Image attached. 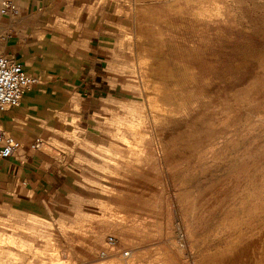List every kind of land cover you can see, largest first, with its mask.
<instances>
[{
  "label": "rangeland",
  "instance_id": "rangeland-1",
  "mask_svg": "<svg viewBox=\"0 0 264 264\" xmlns=\"http://www.w3.org/2000/svg\"><path fill=\"white\" fill-rule=\"evenodd\" d=\"M3 1L0 0V11ZM191 1L12 0L19 13L0 14V55H17L22 58L26 61L30 74L38 80L37 86L26 94L19 108L0 115V129L27 147L12 158L14 161L20 159L23 162L24 166L20 167L21 173L14 177L13 167L8 173L0 170V264H41L47 260L49 262L51 257L55 259L57 255L61 256L68 252H71L69 255L74 260H78L79 264L84 262L89 264L93 255H102L109 251L115 254L129 253L125 245L137 244L138 248L143 250L148 247L142 255L148 253L152 260L157 257L155 253L160 247L163 253H171L165 255L169 259L168 264L176 263L172 262L173 257L178 263L181 260V264H186V261L188 264H196L200 256L194 254V251L187 250L188 247L190 249L193 247L196 252L204 244L213 247V242L217 241L221 243L223 249L226 247L225 242L221 241H224L225 236H230L227 230L232 222L235 224L233 216L226 215V219L219 221L218 226L202 227L200 232H196L193 221L195 212L192 210L191 214L186 210L189 207L187 205L189 197L186 195L190 196L192 193L191 199L195 200L199 193L205 192L208 188L214 189V185H218L220 180L230 177L233 179L237 172L241 175L235 176L241 177L243 166L239 167L240 163L251 164L253 159L264 158L260 153L264 154L262 150L264 129L261 127L264 122L251 121V126L252 122L259 124L256 127V134L253 133L252 138L244 141L245 143L242 140L237 141L238 145L241 144L240 149L236 147L238 145L234 146L237 143L230 135H237L238 132L250 128L248 124L250 121H245L249 111L246 109V112L243 111L241 100L238 98V102L232 103L233 107L230 108L231 111L236 110L235 116L230 112L228 115L232 114L233 118L230 116L231 119L228 120L230 117L227 116V112L230 111V104L226 105L228 109L225 110L227 112L224 119L229 117L224 120L225 123L227 121L229 123L226 125L237 126L243 119L244 122L241 127L237 126L239 127L237 131L234 130L236 134L224 133V139L219 134L220 139L218 136L215 141L214 153L211 150L208 154L210 162H204L208 166L215 164L211 160L218 155L219 163L216 162V167L212 169L202 163L203 158H200L202 164L198 162L200 155L193 157L195 154L192 155V147L189 144L191 142L188 139L206 137L204 128L209 126L206 125L209 120L206 119L207 122L204 120L201 123L202 120H197L194 116L196 117V112L203 109L205 103L215 97L212 91L218 84L222 83V87L227 86L223 83V79L228 81V84L233 83V76L230 77V74L236 75V80L237 77L238 80H243L245 77L248 79L244 80L248 83L247 87L249 88L250 83L253 85L250 86L249 91L257 90L255 81L258 77L254 68L257 69L260 58L264 56V0H213L215 4L212 0H208L206 4H201L203 7L200 3L204 0H197L199 4L194 2L196 0L192 3ZM209 2L211 7H208ZM196 5H200L203 11L207 9L210 11L207 10L204 14ZM216 5H221L223 8L220 7L218 10ZM137 6L151 8L150 15L143 17V13L137 11ZM210 8L214 11L216 8L217 14ZM155 14L158 17L154 18ZM211 16L214 18H208ZM142 27H146L150 35L146 37L147 40L144 37L138 41L137 30ZM159 34L162 35V42L166 43L165 47L163 44L160 46L156 41ZM162 46L164 51L163 48L161 49ZM140 47L143 49L145 47L150 53L155 52L158 57L166 54L161 60L167 56L168 66L174 71L176 80L180 79V91L178 90L176 94L182 95H175L178 98L180 96L182 110L186 113V116L180 117V124L177 125L182 128L187 125L192 137L184 139L178 134L167 139L165 147L160 145L156 137L149 138L151 135L147 136V139L153 142L147 140L150 146L145 143L137 148L133 146V149L129 150V147H125V143L122 144L119 125L134 126L144 133L145 128L153 124L152 115H161V111L152 109L158 106L155 102L157 100H155L154 81L149 79L157 77L152 72L155 66H148L145 63L147 59L145 58L146 61L142 59ZM157 48L159 51L156 52ZM262 92L259 94L260 97L264 96V90ZM259 104L264 105V100ZM250 105L252 108L255 106V104ZM237 106L240 110L236 108ZM255 109L257 112L258 108L252 110ZM188 115L191 118L186 120ZM193 120L201 124L198 125ZM192 126L195 127L191 129ZM197 131L200 132V136ZM37 138L43 141L41 149L29 152L28 146ZM255 138L258 140L255 141ZM144 141L146 142V139ZM219 144L222 148L218 151L216 148L220 146ZM250 145L254 146L256 152L252 150L254 151L252 155L245 156L242 161L245 159L246 162L230 160L239 151L242 153L244 150V153L251 149ZM133 150L137 152L134 153ZM127 151L131 153V158ZM185 151L190 155H186ZM119 152L124 154L126 152L127 159L122 156L119 158ZM175 152L181 154L176 155ZM256 154L261 156L256 157ZM166 155H169L168 158ZM128 157L133 160L132 163ZM181 159L185 160L184 164ZM260 160L257 161L261 162ZM169 161L173 163L167 164ZM123 164L128 168L123 169L124 171L118 170L119 172L115 170L114 167ZM175 165H178L177 168L182 167L176 169ZM167 166L172 167L167 168ZM235 166L238 169H235ZM173 168L175 171L171 173ZM207 169L209 172L204 173ZM234 170L238 171L235 173ZM184 175L189 177V183L181 192L180 186ZM183 196L185 200L181 203ZM128 204L138 209H133L134 215L138 217H132L128 219L129 222L128 220L125 222L118 218V213L124 211V206ZM120 208L122 209L119 210ZM127 209L132 210L129 207ZM254 212L249 216L252 217L251 227L258 228L254 232L257 236L261 230L259 224L262 217L258 215L259 210V213ZM114 216L115 218L112 219ZM241 217H239L240 221L247 220V217L244 219ZM184 224L188 227L184 228ZM159 227L162 230H159ZM136 233L139 234L135 236ZM185 233H189L188 238ZM131 234L133 235L130 236ZM113 238L117 239L118 243L114 244ZM137 238H143V242L141 243ZM186 243H190L189 246ZM184 246L187 248L185 251L184 248L182 249ZM148 256L144 257L150 260Z\"/></svg>",
  "mask_w": 264,
  "mask_h": 264
},
{
  "label": "bare ground",
  "instance_id": "bare-ground-1",
  "mask_svg": "<svg viewBox=\"0 0 264 264\" xmlns=\"http://www.w3.org/2000/svg\"><path fill=\"white\" fill-rule=\"evenodd\" d=\"M139 1V0H138ZM174 1V0H173ZM189 1V0H188ZM191 1V0H190ZM193 1V0H192ZM192 1H191V3H192ZM206 1L208 2V0H204V2L202 1L201 3H200V5L203 3H205L206 4ZM210 1V0H209ZM218 1V0H217ZM177 2V1H176ZM194 2H196L197 4H199L198 3V1L196 0V1H194ZM200 2V1H199ZM212 2H213V0H212ZM190 3V2H189ZM188 3V4H189ZM214 3V2H213ZM212 3V4H213ZM216 3V2H215ZM214 3V4H215ZM210 2L208 3V7H211L210 5ZM141 5V4H140ZM170 5V4H169ZM175 5V4H174ZM177 6H178V4H176ZM200 5L199 6H197L199 9L201 8V7H203L202 5H201V7H200ZM215 6V5H214ZM14 7H15V9H16V6L14 5ZM194 7H195V5H194ZM218 7V10H220L219 8L221 7V5L219 6V5H216V8ZM206 8H207V6H206ZM205 8V9H206ZM214 8V7H213ZM216 8H215V11H216V13L215 14H217V11L218 10H216ZM221 8H223V6L221 7ZM137 11H140V12H142L143 13V17H144V15H145V17L147 16V15H150V13H151V8H148V6L147 7H140V8H138V6H137ZM155 9V8H154ZM162 9V8H161ZM199 9H197V10H199ZM203 9V8H202ZM202 9H200V11L202 10ZM204 9V10H205ZM210 9H212V8H210ZM196 10V9H195ZM207 10H209V9H207ZM206 10V11H207ZM213 10V9H212ZM211 10V11H212ZM229 10V9H228ZM16 11V10H15ZM171 11V10H170ZM181 11V10H180ZM206 11H203L202 10V12H204V14H205V12ZM210 11V10H209ZM214 11V10H213ZM214 11V12H215ZM140 12L138 13L139 15H140ZM156 12V11H155ZM197 12V11H196ZM202 12H200L203 16H204V14L202 13ZM213 12V13H214ZM230 12V11H229ZM10 13H13V10H11V11H9V13L8 14H6V15H9ZM17 13H19L18 11H17ZM161 13V12H160ZM199 13V12H198ZM213 13H212V15H213ZM0 14L1 15H3V13H2V9H1V11H0ZM163 14V13H162ZM207 15H209V14H211V13H206ZM178 15V14H177ZM200 15V14H199ZM198 15V16H199ZM207 15H205V16H207ZM137 16V15H136ZM161 16V15H160ZM168 16V15H167ZM201 16V15H200ZM218 16V15H217ZM220 16V15H219ZM143 17L141 18V19H143ZM148 17V16H147ZM150 18H152L151 16H149ZM155 17H158V15L156 16V14H155V16H154V18ZM149 18V19H150ZM200 18V17H199ZM202 18V17H201ZM208 18H214V16L212 17H208ZM224 18V17H223ZM137 19V18H136ZM148 20V19H147ZM151 20V19H150ZM155 20V19H154ZM157 20V19H156ZM159 20H161V18L159 19ZM149 21V20H148ZM212 21V20H211ZM226 21V20H225ZM224 21V22H225ZM231 21H232V19H231ZM142 22V21H141ZM144 22H145V20H144ZM151 22H152V20H151ZM143 23V22H142ZM153 23V22H152ZM148 25H149V23H147ZM234 24V23H233ZM139 25V24H138ZM147 25V26H148ZM150 25H152V24H150ZM154 25V24H153ZM156 25H157V22H156ZM146 26V27H147ZM155 26V25H154ZM233 26V25H232ZM141 27V26H140ZM146 27H142V28H140V29H138L137 30V34H138V36H137V39H138V41L139 40H142V39H144V37L146 38L148 35H150V33H148V30H147V28ZM157 27V26H156ZM160 27V26H159ZM138 28V27H137ZM153 28V27H152ZM155 28V27H154ZM148 29H151V28H148ZM155 29H158V28H155ZM161 30H162V28H161ZM160 30V31H161ZM155 31V30H154ZM159 31V30H158ZM156 32H157V30H156ZM153 33V32H152ZM151 33V35H153ZM155 33V32H154ZM162 35L161 34H159L158 35V37L156 38V35H155V37L154 38H156L157 40L156 41H158L159 42V45L161 44H163L164 45V47H165V44L162 42L163 40H162V37H161ZM152 38H153V36H152ZM148 38H146V40H147ZM149 39H150V36H149ZM152 40V39H151ZM154 41H155V39H153ZM152 40V41H153ZM149 41V40H148ZM165 41V40H164ZM162 42V43H161ZM151 44H153V42L151 43ZM151 44H149V45H151ZM159 45L157 46V47H159ZM160 45V46H161ZM226 45V44H225ZM154 46H156V44L154 45ZM223 46V45H222ZM141 48V47H140ZM139 48V50H140V54H141V57H142V59L143 60H145V58L147 59V61L145 62L148 66H155L154 68H152V69H154V70H152V72L154 73V74H156L157 75V77H154V78H149L150 80H153L154 81V91L156 92V98H155V100H157V101H155V102H157L158 103V106H156V108L155 107H153L152 109H154L155 111H161V115L159 116V115H156V114H153L152 115V122H153V124L152 125H148V127L147 126H145V127H147V128H145L146 129V131H144V133H142V132H140L138 129H136L134 126H125V127H121L120 125H119V130H120V138L123 140V142H122V144L123 145H125L126 144V146L125 147H129V150H131V148L134 146V148H137V146H139L140 144H148L149 142L148 141H150L152 138H153V136L154 137H156V139L159 141V143H160V145L163 147L164 145H166L165 144V142H166V140L167 139H169V138H173V137H175V136H177L178 134L179 135H181L184 139L185 138H189L191 135V131H189V129H188V126L186 125V127H181L180 125H177L179 122H180V117H182V116H184L186 113L185 112H183V110H182V105H181V103H180V96L182 95V94H180V96H179V98H178V96L176 97V95H179V94H176V93H178L177 91L179 90L180 91V79H177L176 80V77H175V73H174V71L168 66V63H167V56H166V58H164V59H162L161 60V58L164 56V54L162 55V56H160L161 55V52H163L164 51V48H163V46L161 47V49L163 48V51H161V52H159V56L160 57H158L156 54H155V52H153V53H150V51L148 52L147 50H146V48L144 47V49L143 48H141L140 49ZM150 48V47H149ZM148 49V48H147ZM159 48H157L156 49V52H157V50H158ZM149 50V49H148ZM154 50H155V48H154ZM153 50V51H154ZM166 50V49H165ZM223 50V49H222ZM159 51V50H158ZM213 52V51H212ZM158 54V53H157ZM166 55V54H165ZM229 57V56H228ZM260 58V57H259ZM213 59H214V57H213ZM218 60V59H217ZM233 62V61H232ZM143 63H144V61H143ZM218 64V63H217ZM219 65V64H218ZM237 65V64H236ZM212 66V65H211ZM201 67V66H200ZM219 67V66H218ZM222 67V66H221ZM227 67V66H226ZM240 67V66H239ZM244 67V66H243ZM248 67V66H247ZM252 67V66H251ZM254 67H256V66H254ZM253 67V68H254ZM187 69V68H186ZM146 70V69H145ZM236 70V69H235ZM254 70H256V74H257V81H259V82H257V81H255L256 83V88H257V90L256 91H253L252 92V89H250L251 91H249V88H250V86H253L252 85V83H250L248 86H249V88L247 87V84L248 83H246L244 80H248V79H246L245 77H244V79L243 80H238V77H237V80L235 79V77H236V75H234V74H230L231 76L230 77H232L233 78V80H232V78H231V80H232V82L233 83H230V84H228L229 82L228 81H226L225 79H223V83H225L227 86H224V87H222L221 85H223L222 83L221 84H218L217 85V87L216 88H214V90L212 91V95H213V93L215 94V97L214 98H210L211 100H209V102L206 104L205 103V105H204V107H203V109L202 110H199L198 112H196V114H197V116L195 117L194 116V118H196L197 120H202L201 121V123H203V121L204 120H209L210 121V123H209V121L207 122V120H206V122H207V126L208 127H206V128H204L205 130H204V133L206 134L205 136L206 137H200V138H198L197 137V139H193V138H191V139H188V140H190V142L191 143H189L190 144V146L192 147L191 148V150H192V155L193 154H195V156H193L194 158L197 156V155H200V157L199 156H197V157H199L197 160H199L198 162L200 163V164H204V162L206 163V162H210V158L208 157V154H209V152L211 151L212 153H214L213 152V150L215 149V147H216V144H215V141L217 140V138H218V136H219V134L221 135V137L224 139V137H223V135H225L224 133H229L228 135H230V134H232L233 132H234V130L235 131H237V129L239 128V127H237L238 125H240V127H241V125H242V123L244 122L243 120H242V123H241V116L238 118V120H240V123L239 124H237V126H236V124H233L232 125V127L231 126H229V125H226V124H229L228 123V121H227V123H225L224 122V120L226 121V119H228L233 113H234V116H235V112H236V110L234 109V111L232 110L231 111V106H232V103H234L235 101L236 102H238V98H240V103H241V107L242 108H244L243 109V111L246 109V110H248L249 112H247L248 113V116H247V118H245L246 117V115L247 114H245V121L246 122H249L248 124H249V126H250V128H246V129H244L243 127H246V126H243L242 128L244 129V130H242V131H240V132H238L237 133V135H230V136H232V138H233V140H235L234 142H236L237 143V141H240V140H242L243 142L245 141H248V140H250L251 138H252V135H253V133H255L256 131H257V129H256V127H257V125L259 126V124L257 123V124H254L255 123V121L256 122H258L259 120L260 121H262V122H264V105H260L259 103H261V102H263V100H264V96L263 97H260L259 96V94H261V93H263L262 91L264 90V56H262L261 58H260V61H259V65L257 66V69H255L254 68ZM218 72V71H217ZM151 73V72H150ZM174 73V74H173ZM196 73V72H195ZM227 73V72H226ZM192 74V73H191ZM211 74V73H210ZM229 74V73H228ZM238 75H240V74H238ZM237 75V76H238ZM220 76V75H219ZM226 77V76H225ZM255 77V76H254ZM179 78V77H178ZM216 78V77H215ZM235 80V81H234ZM205 81V80H204ZM182 82V81H181ZM228 82V83H227ZM231 82V81H230ZM248 82V81H247ZM192 83V82H191ZM202 83V82H201ZM219 83V82H218ZM253 84H254V82H253ZM191 86V85H190ZM205 86H206V83H205ZM219 86H221V87H219ZM254 86V87H255ZM203 87V86H202ZM199 88V87H198ZM204 88V87H203ZM210 88V87H209ZM225 88V89H224ZM252 88V87H251ZM199 90V89H198ZM209 90V89H208ZM227 91V92H226ZM194 92V91H193ZM207 93V92H206ZM176 94V95H175ZM208 94V93H207ZM206 94V95H207ZM183 96H185V94L183 95ZM188 97V96H187ZM193 97V96H192ZM195 97V96H194ZM197 97V96H196ZM207 97H208V95H207ZM189 98V97H188ZM209 98V97H208ZM191 99V98H190ZM193 99V98H192ZM206 99V98H205ZM204 100V99H203ZM192 102V101H191ZM155 104V103H154ZM230 104V107H229V109H230V111H225V110H227L228 108H226L227 106L226 105H229ZM239 104V103H238ZM250 104H255V106H254V108H258V111L256 112V110L257 109H255V110H252V109H254V108H252L251 107V105ZM234 105V104H233ZM226 106V107H225ZM253 106V105H252ZM193 107V106H192ZM233 107V106H232ZM238 107L239 106H237L236 108L238 109ZM224 108H226V109H224ZM240 108V107H239ZM242 108H241V110H242ZM158 109V110H157ZM233 109V108H232ZM238 110H240V109H238ZM238 110H237V112H238ZM246 110H245V112H246ZM252 110V111H251ZM243 111H239L240 113L241 112H243ZM183 112V113H182ZM226 112H227V116H229L228 114L231 112L232 114H230V116L229 117H226V119H224L225 117H224V115H226ZM237 115L239 114V113H236ZM236 115V116H237ZM240 115V114H239ZM186 116V115H185ZM243 116V115H242ZM232 117V116H231ZM231 117L228 119V120H230L231 119ZM191 117H189V115L185 118L186 120H188V119H190ZM233 118V117H232ZM235 119V118H234ZM158 120H161V122H158ZM193 121H196V120H193ZM233 121V120H232ZM236 121V120H235ZM251 121H253L252 122V124L254 125H250L251 124ZM192 122V121H191ZM191 122H188L189 124L191 123ZM197 122V121H196ZM196 122H195V126L198 124V125H200L201 123L200 122H197V124H196ZM205 122V123H206ZM167 124V125H164V124ZM200 123V124H199ZM209 123V124H208ZM172 124H175L176 126H171ZM180 124V123H179ZM188 124V125H189ZM264 124V123H263ZM244 125V124H243ZM185 126V125H184ZM190 126V125H189ZM195 126H192L191 127V129L192 128H194ZM248 126V125H247ZM167 127L169 128V129H167ZM199 127V126H198ZM197 127V128H198ZM261 127H263V129H264V125L263 126H261ZM190 128V127H189ZM201 129L203 128V126L202 127H200ZM199 128V130H201ZM241 129V128H240ZM259 129H262V128H259ZM258 129V130H259ZM196 131V130H195ZM194 132V131H193ZM200 132H202V130L200 131ZM199 132V133H200ZM197 133H198V131H197ZM199 133H198V135H199ZM203 133V132H202ZM235 133V132H234ZM258 133V132H257ZM264 133V132H263ZM146 134V135H145ZM168 134H170L169 136H167ZM236 134V133H235ZM256 134V133H255ZM148 135H151L149 138H151V139H147V136ZM197 135V136H198ZM260 135H261V132H260ZM263 135V134H262ZM193 136V135H192ZM191 136V137H192ZM196 136V135H195ZM200 136V135H199ZM203 136V135H202ZM226 136H227V134H226ZM230 136H228L229 138H230ZM166 137H168V138H166ZM227 137V138H228ZM236 138V139H235ZM258 138V137H257ZM257 138H255V141H256V139ZM146 139V142L144 141ZM180 139V138H179ZM219 139H220V136H219ZM239 139V140H238ZM260 139V138H259ZM148 140V141H147ZM155 140V139H154ZM222 140V139H221ZM221 140H220V142H221ZM227 140V139H226ZM230 140V139H229ZM258 140V139H257ZM261 140V139H260ZM263 141H264V138L262 139ZM223 141V140H222ZM252 141V140H251ZM251 141H250V143H251ZM254 141V140H253ZM254 141V142H255ZM148 142V143H147ZM151 143H153L152 141H150ZM157 142V141H156ZM189 142V141H188ZM227 142V141H226ZM229 142V141H228ZM244 142V143H245ZM260 142V141H259ZM259 142H257L258 144H259ZM125 143V144H124ZM155 143V142H154ZM179 143V142H178ZM187 143V142H186ZM230 143V142H229ZM232 143V142H231ZM240 143V142H239ZM255 144V143H253V144H255L256 146L258 145V144ZM157 144H158V142H157ZM188 144V143H187ZM188 144V145H189ZM222 144H224L223 142H222ZM226 144V143H225ZM252 144V145H253ZM263 144V143H262ZM141 145V146H142ZM151 144H148V146H150ZM153 145V144H152ZM159 145V144H158ZM169 145V144H168ZM220 145V144H219ZM230 144H228V146H229ZM232 145V144H231ZM236 145H238V143L237 144H235L234 146H236ZM243 145V144H242ZM245 145V144H244ZM249 145V144H248ZM252 145H250V148H251V146ZM136 146V147H135ZM155 146V145H154ZM186 146V145H185ZM222 145H220V146H217V148H216V150L218 149V151H219V148L221 149L222 147H221ZM225 146H227V145H225ZM241 146V144H239L238 146H236V147H240ZM260 146V145H259ZM153 147V146H152ZM152 147H150V148H152ZM160 147V146H159ZM165 147V146H164ZM181 147H183V145L181 146ZM245 147V146H244ZM253 147L254 146H252V148L251 149H249V150H247L246 152H244L243 153V151L244 150H242V153L239 151L237 154H235L233 157H231V155H230V157H231V159L230 160H232L233 162H238L237 160H239L240 162L243 160V158L245 157V156H250V155H252L253 154V152L255 151L254 149H253ZM143 148V147H142ZM171 150H172V148L171 147H169ZM180 148V147H179ZM186 148V147H185ZM229 148V147H228ZM231 148V147H230ZM229 148V149H230ZM246 148H247V146H246ZM249 148V147H248ZM133 149V148H132ZM153 149V148H152ZM163 149V148H162ZM162 149H161V151H162ZM176 149H178V148H176ZM232 149H233V146H232ZM240 149H241V147H240ZM256 149V148H255ZM258 149V148H257ZM261 149V148H260ZM136 150V149H135ZM147 150V149H146ZM165 150V149H164ZM164 150H163V153H164ZM184 150V149H183ZM188 150H189V148H188ZM215 150V151H216ZM246 150V149H245ZM252 150H254V151H252ZM262 150H264V148L262 149ZM160 151V152H161ZM132 152H134V153H136L134 150L132 151ZM148 152V151H147ZM154 152V151H153ZM166 152H168L167 151V149H166ZM170 152V151H169ZM183 152V151H182ZM231 152V151H230ZM256 152V151H255ZM264 152V151H263ZM120 153V152H119ZM127 153L129 154V151H127ZM134 153H132V155L134 154ZM152 153V152H151ZM174 153V152H173ZM184 153V152H183ZM185 153H186V151H185ZM216 153V152H215ZM224 153V152H223ZM261 153V155H263L264 156V154H262V152H260ZM131 154V153H130ZM130 154H129V156H130ZM154 154V153H153ZM175 154H176V152H175ZM178 154H181V153H177L176 155H178ZM201 154H203L202 156H201ZM255 154V153H254ZM115 155H117V154H115ZM136 155V154H135ZM147 155V154H146ZM152 155V154H151ZM185 155V154H184ZM183 155V156H184ZM186 155H190V154H187L186 153ZM185 155V156H186ZM191 155V156H192ZM216 155V154H215ZM258 155H260V154H256V157L258 156ZM260 155V156H261ZM120 156H122V158H124V159H127L126 157L128 156L127 154H126V152H125V154L122 152V153H120L119 155H118V157L120 158ZM142 156V155H141ZM150 156V155H149ZM167 156V155H166ZM169 156V155H168ZM168 156H167V158H168ZM180 156V155H179ZM185 156H184V159H185ZM209 156H211V155H209ZM254 156V155H253ZM259 156V157H260ZM133 158H136V156L134 157V156H132ZM147 157V156H146ZM174 157V156H173ZM172 157V158H173ZM181 157H182V155H181ZM193 157H192V159H193ZM130 158H131V156H130ZM132 158V159H133ZM153 158V157H152ZM175 158V157H174ZM180 158V157H179ZM200 158H203V162L201 163V159ZM247 158V157H246ZM128 159H129V157H128ZM151 159V158H150ZM163 159V158H162ZM171 159V158H170ZM186 159H187V157H186ZM212 159V158H211ZM221 159V158H220ZM261 159V158H260ZM260 159H257V160H260ZM264 158L262 157V161L261 162H258L257 160H255V159H251L250 161H251V164H244V163H242V165H241V163H240V166L239 167H241V166H243V167H241V170L243 169V172H242V176L240 177V176H235V175H237V174H239V175H241L240 173H238L237 171L238 170H234L235 171V173L237 172V174H233L234 175V177H233V179H230V178H232V177H230L229 179L227 178V179H224V180H220V182L218 183V185H214V189H211V188H208L207 190H205V192H202V193H199V196H198V198L197 199H195V200H193V199H191V198H193L192 197V193L190 194V196L189 195H186V196H188L189 198H188V200H187V202H188V204L187 205H189V207H187V209L186 210H188V212L189 213H191L192 214V212L194 211L195 213H194V218H195V220H193V221H195V223H194V229H195V231L196 232H200V229L202 228V227H205V228H212V227H214V226H216L218 223H219V221H222V219H226V215H231V216H233V219H234V223L235 224H233V222H232V220H231V222H232V224H231V226H230V228L227 230L229 233V237L228 236H225L226 238L224 239V241L222 240L221 242H225V245H226V247L223 249V246H221V243H218V241L215 243V242H213L214 243V245H213V247H211L210 245H202V247H200L196 252H195V250L193 249V247L190 249L189 247H188V249L187 248H185V246L184 247H182V249H183V251H185L186 249L187 250H191V251H194V254H198L199 256H200V259H198V262H196V264H264V160H263ZM121 160V159H120ZM130 160V159H129ZM129 160H126V161H128L129 162ZM135 160V159H134ZM156 160V159H155ZM179 160V159H178ZM182 160V159H181ZM181 160H180V162H181ZM219 160V157H218V155L215 157V158H213V160H211V162H215V164L213 163V164H211L210 166H208V165H205L206 167H211V169L213 168V167H216L215 165H216V162ZM248 160H249V158H248ZM255 160V161H254ZM124 161V160H123ZM132 161L133 160H130V162L132 163ZM137 161V160H136ZM151 161V160H150ZM185 160H182V164H184L185 162H184ZM250 161H247V162H249L250 163ZM256 161H257V163H256ZM110 162V161H109ZM127 162V163H128ZM152 162V161H151ZM162 162H163V160H162ZM170 162V161H169ZM167 163V164H172L173 162H176V161H174L173 160V162L171 161L170 163ZM179 162V163H180ZM187 162V161H186ZM195 162H197L196 160H195ZM197 162V163H198ZM242 162H246L245 161V159H244V161H242ZM176 163H178V161L176 162ZM175 163V164H176ZM194 163V162H193ZM196 163V164H197ZM198 163V164H199ZM217 163H219V162H217ZM115 164V163H114ZM148 164V163H147ZM164 164V163H163ZM181 164V165H182ZM188 164H189V162H188ZM190 164H191V161H190ZM226 164V163H225ZM234 164V163H233ZM244 164V165H243ZM133 165V164H132ZM180 165V166H181ZM194 165V164H193ZM224 165V164H223ZM239 165V164H238ZM246 165H248V166H246ZM112 166V165H111ZM150 166V165H149ZM176 166V165H175ZM178 166V165H177ZM177 166H176V169H180L179 167L177 168ZM204 166V167H205ZM219 166V165H218ZM222 166V165H221ZM245 166V167H244ZM169 166H167V168H168ZM172 167V166H171ZM171 167H169V168H171ZM174 167V166H173ZM115 168V170H123V169H127L128 168V166L127 165H117L116 167H114ZM163 168V167H162ZM175 168V167H174ZM174 168L172 169V172L171 173H173V170H174ZM228 168V167H227ZM149 169V168H148ZM204 169H206V168H204ZM218 169H219V167H218ZM235 169H238V168H236V166H235ZM254 169V170H253ZM112 170V169H111ZM189 170V169H188ZM225 170V169H224ZM241 170L239 169V172H241ZM257 170V171H256ZM124 171V170H123ZM159 171V170H158ZM175 171V170H174ZM180 171V170H179ZM206 171H208V169L207 170H205L204 171V173L206 172ZM211 171V170H210ZM221 171H222V169H221ZM119 172V171H118ZM117 172V173H118ZM192 172V171H191ZM209 172V171H208ZM228 172V171H227ZM232 172H233V170H232ZM131 173V172H130ZM194 173V172H193ZM234 173V172H233ZM116 174V173H115ZM182 174V173H181ZM190 174V173H189ZM214 174V173H213ZM229 174V173H228ZM144 175V174H143ZM232 175V176H233ZM166 176V175H165ZM183 176V175H182ZM186 175H184V177H183V180H182V184H181V186H180V191L181 192H183L184 191V188H186V186L188 185V180H189V177H185ZM189 176V175H188ZM244 176V177H243ZM144 178V177H143ZM115 179H117V178H115ZM125 179V178H124ZM147 181V180H146ZM194 181V180H193ZM119 183V182H118ZM123 183V182H122ZM129 183V182H128ZM134 183V182H133ZM113 185V184H112ZM165 188V187H164ZM167 188V187H166ZM178 188H179V186H178ZM213 188V187H212ZM165 190V189H164ZM201 191V190H200ZM112 194H115V193H112ZM184 197V199H183V202H181V203H184V200H185V196H183ZM182 197V198H183ZM177 198V197H176ZM179 198H181V197H179ZM126 200V199H125ZM132 200H134V199H132ZM180 200V199H179ZM128 201V200H127ZM134 202V201H133ZM167 202V201H166ZM117 203V202H116ZM127 203V202H126ZM128 203H130V202H128ZM171 203V202H170ZM180 203V202H179ZM134 204V203H133ZM184 205V204H183ZM186 205V204H185ZM125 207V209H124V211H122L121 209L122 208H120L119 210H121V211H119V213H118V218H121L120 220H124L125 222H126V220H128V219H130V218H132V217H136L137 215H134V211H133V209H134V207H133V205H127V206H124ZM127 207H129V208H132V210H128L127 209ZM139 208V207H138ZM142 208V207H141ZM144 209V208H143ZM134 210H138V209H134ZM193 210V211H192ZM258 210L260 211V213L258 212ZM144 211H145V209H144ZM185 211V210H184ZM254 211H256V212H258L259 214V216H260V218L262 219V221H261V223L259 224L260 225V232H258L257 233V236L255 235V231L258 229L257 227H255V228H252L251 227V218L252 217H250L249 215H252L251 213H253ZM138 213V212H137ZM140 213V212H139ZM142 213V212H141ZM255 213V212H254ZM257 214V213H256ZM141 215H143V214H141ZM254 215V214H253ZM170 216V215H169ZM193 216V215H192ZM240 216H242L243 217V219H244V217L246 218L247 217V220H245L244 222H242V221H240ZM138 217V216H137ZM242 217H241V219H242ZM115 218V216L112 218V219H114ZM117 218V217H116ZM140 218H141V216H140ZM142 218H143V216H142ZM259 218V217H258ZM169 219H170V217H169ZM224 219V220H225ZM260 219V220H261ZM118 220V219H117ZM131 220H133V219H131ZM130 220V221H131ZM135 220V219H134ZM133 220V221H134ZM138 220V219H137ZM143 220H144V218H143ZM148 220V219H147ZM198 220H201V221H199L198 222ZM223 220V221H224ZM113 221V220H112ZM146 221V220H145ZM144 221V222H145ZM228 221V220H227ZM226 221V222H227ZM118 222V221H117ZM117 222H116V224H117ZM121 222V221H120ZM128 222H129V220H128ZM137 222V221H136ZM139 222V221H138ZM149 222V221H148ZM185 222V221H184ZM256 222V221H255ZM119 223V222H118ZM122 223H123V221H122ZM121 223V224H122ZM133 223V222H132ZM141 223V222H140ZM149 223H151V222H149ZM148 223V224H149ZM223 224H224V222H222ZM230 223V222H229ZM112 224V223H111ZM182 224V223H181ZM254 224V223H253ZM256 224V223H255ZM258 224V223H257ZM98 225V224H97ZM130 225V224H129ZM136 225V224H135ZM150 225V224H149ZM161 225V224H160ZM172 225V224H171ZM225 225V224H224ZM227 225H228V223H227ZM230 225V224H229ZM114 226H115V224H114ZM123 226H125V225H123ZM137 226V225H136ZM138 226H139V223H138ZM148 226V225H147ZM147 226H146V229H147ZM168 226H169V224H168ZM184 226V228H187L188 226L186 225V224H184L183 225ZM218 226V225H217ZM110 227V226H109ZM162 227V226H161ZM161 227H159V230H162L161 229ZM112 228V227H111ZM114 228V227H113ZM117 228V227H116ZM120 229H121V227H119ZM123 228V227H122ZM129 228H131V225L129 226ZM136 228H138V227H136ZM141 228H142V226H141ZM144 228V227H143ZM142 228V229H143ZM115 229V228H114ZM113 229V230H114ZM133 229V228H132ZM142 229H140V231L142 230ZM145 229V228H144ZM183 229V228H182ZM219 229V228H218ZM117 230V229H116ZM115 230V231H116ZM127 230H128V228H127ZM155 230V229H154ZM209 230V229H208ZM223 230V229H222ZM226 230V229H225ZM117 231H119V229L117 230ZM123 231V230H122ZM139 231V230H138ZM137 231V232H138ZM148 231V230H147ZM188 231V230H187ZM207 231V230H206ZM129 232V231H128ZM146 232V231H145ZM154 232H156V231H154ZM154 232H153V236H154ZM189 232V231H188ZM131 233V232H130ZM134 233V232H133ZM161 233V232H160ZM159 233V234H160ZM190 233V232H189ZM189 233H185V234H187V237L186 238H188V234ZM127 234H129V233H127ZM139 234V233H138ZM137 233L135 234V236L136 235H138ZM150 234V233H149ZM222 234H223V232H222ZM227 234V233H226ZM114 235V234H113ZM133 234H131L130 236H132ZM150 235H152V234H150ZM150 235H148L149 237H150ZM158 235V234H157ZM161 235V234H160ZM159 235V236H160ZM163 235V234H162ZM219 235H220V232H219ZM219 235H218V237H219ZM224 235H225V233H224ZM112 236V235H111ZM122 236V235H121ZM127 236V235H126ZM129 236V237H130ZM135 236H133V237H135ZM146 236V235H145ZM147 236V237H148ZM156 236V235H155ZM191 236V235H190ZM189 236V237H190ZM221 236H223V235H221ZM256 236V237H255ZM99 237V236H98ZM117 237H119L118 236V234H117ZM116 237V238H117ZM132 237V238H133ZM217 237V238H218ZM103 238V237H102ZM105 238V237H104ZM111 238V237H110ZM122 238V237H121ZM136 238V237H135ZM134 238V239H135ZM139 238V237H138ZM137 238V239H138ZM109 239V238H108ZM133 239V240H134ZM143 238H141V239H138L141 243L143 242V240H142ZM150 239V238H149ZM183 239V238H182ZM218 239H220V238H218ZM1 240H2V238H1ZM113 240V243L114 244H116V243H118V240L117 239H115V238H113L112 239ZM129 240V239H128ZM127 240V241H128ZM130 240H131V238H130ZM148 240V239H147ZM189 240V239H188ZM221 240V239H220ZM84 241V240H83ZM150 241H151V239H150ZM131 242V241H130ZM220 242V241H219ZM97 243V242H96ZM136 243V242H135ZM140 243V244H141ZM184 243H185V241H184ZM191 243V242H190ZM189 243V244H190ZM121 244V243H120ZM128 244V243H127ZM154 244V243H153ZM162 244V243H161ZM189 244H187L186 243V245H188L189 246ZM208 244V243H207ZM224 244V243H223ZM222 244V245H223ZM147 245V244H146ZM179 245V244H178ZM193 244H191V246H192ZM94 246V245H93ZM102 246V245H101ZM120 246V245H119ZM135 246H137V247H135ZM141 246V245H140ZM125 247L127 248L128 247V249H126V250H128L129 251V253H119V254H115V253H112V251L110 252H104V253H102V255L101 254H98V255H93V259L92 260H90V263H94V264H168L169 262H168V260L169 259H167L166 258V256L165 255H171V253L169 252V253H163L162 251H161V248L159 247V249H158V251H156L157 253H155L156 255H157V257L155 258V259H150L149 258V256H148V253L145 255H142V252L143 251H145V249H147V248H145L144 250L142 249V248H138V244L137 245H125ZM177 247V246H176ZM113 248H115V247H113ZM120 248V247H119ZM123 248V247H122ZM213 248V249H212ZM76 249V248H75ZM124 249V248H123ZM163 249V248H162ZM169 249V248H168ZM178 249V248H177ZM193 249V250H192ZM72 250V249H71ZM70 250V251H71ZM99 250V249H98ZM115 250V249H114ZM114 250H113V252H114ZM116 250H119V249H116ZM122 250V249H121ZM150 250V249H149ZM165 250V249H164ZM181 250V249H180ZM228 250V251H227ZM97 251V250H96ZM120 251V250H119ZM168 251V250H167ZM174 251V250H173ZM65 252V251H64ZM63 252V253H64ZM67 252H68V250H67ZM74 252V251H73ZM79 252H81V251H79ZM86 252V251H85ZM155 252V251H154ZM190 252V251H189ZM71 253V252H70ZM69 252L68 253H64L63 255H61L60 256V254H59V256L57 255V257L55 258V259H53V257H51L50 259H51V261H50V259H49V262H48V260H47V262H43V260H42V262L43 263H41V261H39L41 264H79V262H78V260L76 261V260H74L69 254H70ZM99 253V252H98ZM116 253H117V251H116ZM178 253V252H177ZM45 254V253H44ZM193 254V253H192ZM150 255V254H149ZM174 255V254H173ZM184 255V254H183ZM144 256H148L147 258L148 259H150V260H147ZM91 257V256H90ZM182 257V256H181ZM185 257V256H184ZM197 258V257H196ZM184 259V258H183ZM186 259V258H185ZM40 260V259H39ZM84 260V259H83ZM82 260V261H83ZM172 262L174 263V262H176L175 264H181L180 263V261H179V263L176 261V259H174V257L172 258ZM172 262H170V263H172ZM89 263V264H90ZM182 263H183V261H182ZM6 264V263H5ZM38 264V263H37ZM82 264H88V263H82ZM185 264V263H184ZM186 264H188L187 263V261H186Z\"/></svg>",
  "mask_w": 264,
  "mask_h": 264
},
{
  "label": "built area",
  "instance_id": "built-area-1",
  "mask_svg": "<svg viewBox=\"0 0 264 264\" xmlns=\"http://www.w3.org/2000/svg\"><path fill=\"white\" fill-rule=\"evenodd\" d=\"M2 13L8 14L15 11L12 0H4L1 4ZM38 80L30 75L24 63L12 55H0V115L20 107L26 93L34 89ZM43 141L35 139L28 146L29 152H36L41 149ZM25 148L19 141L0 129V159L9 160Z\"/></svg>",
  "mask_w": 264,
  "mask_h": 264
},
{
  "label": "crops",
  "instance_id": "crops-1",
  "mask_svg": "<svg viewBox=\"0 0 264 264\" xmlns=\"http://www.w3.org/2000/svg\"><path fill=\"white\" fill-rule=\"evenodd\" d=\"M13 56H15L18 60H20V61H22L24 63V65L26 67V70L30 74V69H29L26 61H24L22 58H19L17 55H13ZM30 75H32V74H30ZM32 76H34V75H32ZM26 94L24 95V97L26 96ZM24 97L22 99V102L24 100ZM21 166H24V164H23V162L20 159H16L15 161L13 159H10V160H1L0 159V168H1L0 170L4 171L5 173H8L9 170L13 167V169H14L13 170V176L14 177H15L16 174L21 173V169H20Z\"/></svg>",
  "mask_w": 264,
  "mask_h": 264
}]
</instances>
